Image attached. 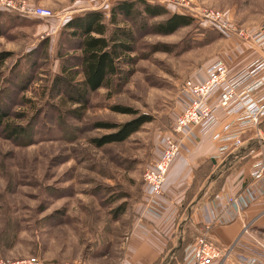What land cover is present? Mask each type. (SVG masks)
Returning <instances> with one entry per match:
<instances>
[{
  "label": "rangeland",
  "instance_id": "rangeland-1",
  "mask_svg": "<svg viewBox=\"0 0 264 264\" xmlns=\"http://www.w3.org/2000/svg\"><path fill=\"white\" fill-rule=\"evenodd\" d=\"M117 1L0 0V54L8 57L0 62V108L10 113L8 122L25 127L34 122L29 137L19 142L0 130L1 264H137L129 246L133 239L148 236L141 233L142 216L134 215L135 209H148L149 196H141L143 175L159 158L160 141L171 137L175 118L183 111L186 82L199 83L215 62L231 64L236 59V65L243 66L253 55L248 48L258 52L203 15L213 12L234 28L253 31L264 24V0H176L184 3L167 5L171 14L189 15L193 24L169 36L141 35L129 82L98 90L82 120L65 116L63 121L52 107L59 102L49 92L60 73L62 61L57 57L80 52L62 41V28L87 10H102L108 17ZM38 7L54 12V18L35 16ZM117 106L133 114L117 113ZM142 116L150 122L127 141L93 145V139L113 133L96 128V123L120 125ZM228 154L217 164L224 168L214 172V167L206 177L197 175L194 205L204 206L201 198L209 197L214 177L237 167L228 163ZM203 229L194 237L208 231ZM256 236L264 238L255 231L250 237L264 244ZM172 256L163 264H170Z\"/></svg>",
  "mask_w": 264,
  "mask_h": 264
},
{
  "label": "built area",
  "instance_id": "built-area-1",
  "mask_svg": "<svg viewBox=\"0 0 264 264\" xmlns=\"http://www.w3.org/2000/svg\"><path fill=\"white\" fill-rule=\"evenodd\" d=\"M147 1L165 6L184 3L176 0ZM2 5L4 3L0 2V7ZM190 12L194 14V10ZM34 15L43 19L55 16L54 12L44 7L36 8ZM203 16L211 25H220L229 33V37L237 39L236 42L252 44L258 50V57L233 77L229 76V66L226 62H215L207 68L206 75L201 76L199 83L186 82L182 93L183 111L175 118L171 137H164L160 141V156L143 175L145 194L149 196L146 205L148 212L158 217L163 216L165 206L158 199L163 195L170 168L179 155L183 138L198 139L191 126L200 128L201 137L212 135L219 145L218 152L211 157L214 161H218L231 150L240 149L243 145V135L249 130H256L261 155L259 161L253 165L251 183L239 192L221 196V213L216 212L214 204L205 208L204 227L208 231L198 236L193 244L186 248L181 264H215L230 258L240 264H264V244L254 241L260 248L259 254L251 252L234 256V249L217 244L209 231L215 224L235 221L256 200L264 196V136L260 130V124L264 121V24L252 31L234 28L228 22L220 20L213 12L206 11ZM219 108L227 116L225 123H221L217 115ZM139 224L141 233L145 236L152 231L145 218L142 217ZM248 229L247 226L245 233L250 232ZM10 264L36 263L28 260Z\"/></svg>",
  "mask_w": 264,
  "mask_h": 264
},
{
  "label": "trees",
  "instance_id": "trees-1",
  "mask_svg": "<svg viewBox=\"0 0 264 264\" xmlns=\"http://www.w3.org/2000/svg\"><path fill=\"white\" fill-rule=\"evenodd\" d=\"M163 17L166 18L157 20ZM193 22V17L189 15L171 14L168 6L147 0L117 1L110 8L108 17L102 10H87L69 18L61 31L62 41H66L71 50L80 53L71 56L58 55L57 58L62 61L60 73L53 78L49 92L51 99L57 100L59 104L52 107L59 112L63 121L65 116L78 121L82 120L93 93L102 88L112 89L116 84L129 82L136 64V57H133V54L137 51L141 35L150 32L169 36L181 28L191 26ZM2 28L0 25V38ZM7 58V54H0V62H4ZM113 109L120 114H133L131 109L125 107L117 106ZM9 115L10 113L0 108V130L5 133V136L15 142L21 141L22 136L29 137L34 122L26 127L17 125L8 122ZM149 122L150 118L142 116L120 125L96 123V128L110 130L113 133L93 139L92 143L95 147L102 148L108 144L125 142ZM260 129H264V121L260 124ZM215 165V161L210 159L197 172H203L206 177ZM227 175L226 173L225 178ZM196 177L191 189L187 191L183 201L185 204L189 203L194 196ZM225 178L219 179L212 188L209 194L210 201L215 200L221 193ZM144 185L143 183L141 196L145 192ZM134 213L136 216V209ZM195 239L192 233L187 232L180 247L174 248L169 242L165 253L174 250V258L170 264H176L177 261L182 260L185 248Z\"/></svg>",
  "mask_w": 264,
  "mask_h": 264
},
{
  "label": "crops",
  "instance_id": "crops-1",
  "mask_svg": "<svg viewBox=\"0 0 264 264\" xmlns=\"http://www.w3.org/2000/svg\"><path fill=\"white\" fill-rule=\"evenodd\" d=\"M248 49L251 50L253 55L250 60L243 63V66L236 65V59H233V62L228 64L230 77L240 73L258 57L256 50ZM245 51L242 50L240 54H244ZM237 59H239V56ZM217 115L221 123L227 121V116L221 108L218 109ZM191 129L198 136V139L193 137L183 138L179 155L173 163L168 181L164 187L163 195L158 199L165 206L163 216H155L148 212L146 208L137 212L140 217L145 218L146 224L151 225L150 227L153 228V231L147 237H144V239L138 238L139 240L133 239L129 246L130 257L137 264H156L157 262L158 264H163L171 253L174 254V250H169L165 253L169 242L172 246L174 245V248H177L175 247L177 243L179 244L178 247H180L182 245L181 241H183L187 232L192 233L194 236L195 233L200 234L204 230L205 208L207 209L210 205L214 204L216 212L221 213L223 207L221 200H219L220 197L239 192L251 183L250 173L252 167L259 161L261 155L257 144L258 135L255 133V130L248 131L244 135L243 145L240 149L233 150L228 154V157L232 156L228 163H233V165L238 164L237 167L234 170L230 169L231 171L226 172L228 174L226 178L225 173V175L219 178L214 177L212 179L215 183L210 187V192L219 179L225 178V183L219 196L213 201H210L209 197H202L201 200L204 199L203 201H205H202L204 204L203 207L199 206L200 204L194 205L196 196L189 203L185 204L183 201L187 191L191 189L195 177L197 175L204 176L203 172L199 173L197 170L219 150V145L213 140L212 135L201 137L199 136V127L191 126ZM260 130L262 131V136H264L263 130ZM237 159H241L242 161L236 163ZM220 162V160L215 161L214 172L220 169V167L224 168L223 164H220L221 166L219 167L217 166ZM248 224H250L248 230L251 234L245 233V228ZM210 229L213 240L220 246L233 248L234 256L251 252L259 254L261 252L260 248L250 236L255 231V233L259 232L264 237V196L256 200L235 221L226 224H215ZM256 237L261 240L264 239L259 236ZM163 253L165 254L162 256ZM171 259H173V256ZM179 263L181 261H177L176 264ZM215 264L240 263L230 258L225 260L224 263L220 262Z\"/></svg>",
  "mask_w": 264,
  "mask_h": 264
}]
</instances>
